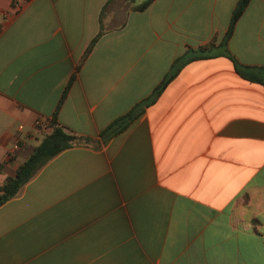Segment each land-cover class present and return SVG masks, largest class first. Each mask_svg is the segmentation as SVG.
I'll return each mask as SVG.
<instances>
[{"label": "crops", "instance_id": "crops-1", "mask_svg": "<svg viewBox=\"0 0 264 264\" xmlns=\"http://www.w3.org/2000/svg\"><path fill=\"white\" fill-rule=\"evenodd\" d=\"M239 2L0 0V189L53 120L89 141L0 206V264H264V87L226 56L264 69V0L219 47ZM211 42L214 57L101 137Z\"/></svg>", "mask_w": 264, "mask_h": 264}, {"label": "trees", "instance_id": "trees-1", "mask_svg": "<svg viewBox=\"0 0 264 264\" xmlns=\"http://www.w3.org/2000/svg\"><path fill=\"white\" fill-rule=\"evenodd\" d=\"M250 0H240L238 3L230 23V27L223 41L219 47H227L228 41L233 35L236 24L244 14L248 7ZM150 3H146L139 9L146 8ZM95 42L89 48L87 55L93 49ZM215 42H211L206 47H202L197 51H188L184 56L179 57L173 63L170 72L166 75L163 81L154 89L152 95L146 100L138 103L128 114L113 121L104 131L101 133V137L108 141L113 137L125 132L132 124H134L149 108L154 104L157 99L162 95L166 88L172 83L185 66L188 64L200 60L214 57L213 52L215 50ZM86 55V56H87ZM235 65L236 72L239 76L252 83L261 84L264 87V69L253 68L241 65L232 55H227ZM74 80H72L60 102V106L65 100V97L72 86ZM53 132L47 136L42 143L34 150L31 157L23 164L17 171L16 177L9 179L6 184L0 189V206L15 198L21 191V189L32 180L35 175L53 158L59 155L64 150L81 143H88V139L78 137L66 133L61 127H59L55 120L52 121Z\"/></svg>", "mask_w": 264, "mask_h": 264}, {"label": "built area", "instance_id": "built-area-1", "mask_svg": "<svg viewBox=\"0 0 264 264\" xmlns=\"http://www.w3.org/2000/svg\"><path fill=\"white\" fill-rule=\"evenodd\" d=\"M14 8L16 9L17 14H19L21 12V10H22V8L20 7L19 3H15ZM11 17H12V15L7 13L6 15H4L3 21L10 20ZM1 30H2V25H1V22H0V31ZM36 126L37 127H42L43 123L42 122H37ZM18 149H19V144H15L14 147H13V151L16 152Z\"/></svg>", "mask_w": 264, "mask_h": 264}]
</instances>
